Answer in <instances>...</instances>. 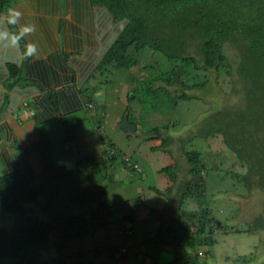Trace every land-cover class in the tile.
Segmentation results:
<instances>
[{"label":"trees","instance_id":"1","mask_svg":"<svg viewBox=\"0 0 264 264\" xmlns=\"http://www.w3.org/2000/svg\"><path fill=\"white\" fill-rule=\"evenodd\" d=\"M15 1L0 0V14H5ZM31 1L37 11L54 13L59 10L61 15H70L73 25L66 41L72 50L97 40L98 29L105 32L111 24L116 35L106 43L108 47L98 64L92 66L93 71L98 67L127 70L135 67L146 52L151 54L152 63L145 65V69H155L152 76L138 82L124 96L126 107L122 116L127 114L129 124L136 125L130 116L131 103L156 110L168 102L171 110L182 103L204 102L209 83L213 82L219 88L222 86L218 83L219 76L225 75L227 81L222 83L228 99L214 100L211 108L192 122L197 130L193 136L202 141L219 139L221 150L235 162L236 168L230 173L237 192L235 197L238 200L253 199V194H259V203L250 214L247 211L233 221H225L216 235L202 175L206 164L201 162V153L185 149L180 140V155L175 163L168 158L171 165L165 164L155 172L164 175L169 185L161 190L148 187L165 203L160 209H151L145 220L153 224L154 244L171 254L166 264H213L210 256L221 246V240L220 243L217 240L219 236L224 239L240 233L253 234V242L264 244V238L256 241V237H264V0ZM13 26L12 30L16 25ZM103 39L106 41L107 35ZM225 45L234 51L229 62L223 53ZM28 63L29 58L24 59V66ZM37 64H33L32 73L46 84L50 81L49 76L53 78L55 73L50 67ZM15 79L14 83L19 86L24 84L20 75ZM77 93L85 109H94V92L89 96L83 88ZM57 96L54 91H47L46 98L55 112L59 109ZM229 98H234L232 103L228 102ZM25 106L33 119L36 114L33 104L27 102ZM101 117L96 118L94 125L100 139L103 138ZM63 125L68 132L66 124ZM152 133L161 132L154 127L141 134L152 140L149 136ZM34 134L36 141L18 151L20 156L28 151L36 153L39 178L31 171H12L5 154L0 161L5 168L0 174V219L9 218V223L0 227V259L10 260L13 264H33L34 261L35 264H96L87 260V252L82 249L89 234L87 220L91 221L99 213L93 212L88 202L98 198L100 190L107 187L105 182L116 171L112 163L120 154L108 143L107 149L111 153L100 150L97 156L88 157L84 162L62 166L55 161L49 143L37 127ZM172 142L170 137L162 136L158 146L149 145L146 149L148 153L157 150L171 157L174 152L168 146ZM14 150L10 154L16 159ZM130 153L123 154L119 166L122 170L133 171L135 165V171L140 175L139 163L133 157L137 152ZM225 198L231 201L234 197L226 195ZM74 208L87 213H76ZM131 222L129 214L126 226ZM50 248L55 249L56 255L42 261L40 253L48 252ZM119 252L121 258L118 261L128 257L125 248ZM107 258L109 262L114 260L110 250ZM238 259H245V256Z\"/></svg>","mask_w":264,"mask_h":264},{"label":"rangeland","instance_id":"2","mask_svg":"<svg viewBox=\"0 0 264 264\" xmlns=\"http://www.w3.org/2000/svg\"><path fill=\"white\" fill-rule=\"evenodd\" d=\"M63 2L64 0H59V3ZM2 14H0V26L3 25L2 21L4 20V15ZM111 28L110 24L105 32L102 28L98 29L99 37L100 35L102 37L107 35L108 39L105 41L106 43H110L112 37L116 35L117 31H112ZM108 40L109 42H107ZM106 47H108L107 44ZM105 48L103 50H105ZM223 53L228 59V62L233 59L234 51L229 46L225 45L223 47ZM150 56L151 54L146 52L135 67L127 70H102L101 67H98L97 69H94L95 71L92 72L90 79L84 83L86 93L90 96L91 93L94 92L93 98H95L93 99L95 103L94 109H84V111H82L85 120L90 121V123L94 126L96 118H99L100 115L102 116L100 118V125L103 138H94L92 146L99 142L104 143L105 147L100 150L111 153V150L107 149V144L111 143L115 151H118L120 154V156L112 163L113 167L116 168V171L110 176L109 180L105 182V184H108L106 187L107 192L114 193L109 196V201L112 202L113 199L119 200L126 199L125 197L134 196L136 188L139 191L143 190L144 181H146L149 185L158 188L163 179L162 176L156 175L155 169L160 168L161 166H166L164 163L165 158V160L169 158L172 161V164L175 163L176 158L180 155L179 147L181 146V140L183 142L182 147L185 149L196 150L198 153H201V162L202 164H206L204 170L202 171V175L206 185L208 207L210 208L214 218L215 224L213 225V229L214 233L217 235L220 233V229L218 228H222V224L225 221H229L230 219L233 221L237 219V216L241 213H246L247 211H249L250 214L251 209L259 203L260 198L259 194H253V199L245 197V199L242 198L238 200L235 197L237 192L233 187L234 182L230 178L231 171L236 168L235 162L231 157H228L223 150H221L219 139L215 138L213 140L202 141L201 139L193 136L196 134L195 132L197 130L196 126L192 125V122L195 121L196 118H199L203 112L206 113L211 108V105L214 104V100H218L217 102H223L228 99L226 96V90L224 89V84L222 83L227 81V78L223 73L219 76L218 83L222 84V86L219 85V88L213 82L209 83V93L206 97H203L204 102L191 101L189 103H182L178 104V106L171 110L168 109V102H165L164 104L166 105H162L156 110L143 109L141 105L131 103L130 116H132L133 121L136 124L135 126L138 129L137 131L140 134H145L147 131H150L155 127L158 128L161 133H152L149 135L152 137V140H147L146 137H148V135L145 136L144 134H141L142 136L140 135L138 137L135 134L123 133L119 130L118 125L120 123L123 110L126 107L124 96L129 94L130 89L137 85L138 82L152 76L151 72L155 71V69H145V65L152 63ZM95 66L96 64H94V67ZM153 67H155V65H153ZM210 79L212 80V78ZM190 93H193L196 96L199 95L197 92L190 91ZM158 100L160 99L157 98V101ZM233 100L234 98H229L228 102L232 103ZM212 107H215V105ZM162 136L170 137L173 140L172 144L169 145L168 148H170L175 155L173 154L171 157H167L157 150L153 153H148L146 149L148 148V145L158 146ZM144 137L146 138L145 140H140V138ZM190 139L193 141L189 142ZM76 145V149L72 148L71 151L66 152H63L60 148H58L57 152L66 154V161L70 160V163L63 162L60 165L71 166L75 161L84 162V160L88 159V157L94 156L92 154V149H87V152L85 153L84 150H81L85 148L84 144ZM134 150L137 153L133 154V157L142 162L145 168L152 169V173L146 180L139 178V184L135 183L136 181L124 184V178L127 177L125 175L122 176V178L117 176L123 172L122 168L119 166L120 161L122 157L124 158V156H122L123 154L131 155L130 152ZM107 155H109V153H107ZM172 157H174V160ZM36 158L37 161H39L37 156ZM180 158L182 159V157ZM55 161L61 162V158L59 156H55ZM180 168L182 169V166H180ZM132 172L133 178L131 180H134L138 177V174L136 171ZM126 175L130 177L132 176L129 174ZM98 176L99 174L97 173L96 177ZM90 177H92V175H90ZM94 187L95 185L92 188ZM99 190L100 187L97 191ZM226 195H229L230 198L232 196L234 197L231 200V205L228 204L231 201L225 198ZM239 196L243 197L242 195H237V197ZM95 199L99 202V198ZM93 201L95 200L93 199ZM40 202H42L41 199ZM126 205H128V207L124 205L125 209L126 211H129L131 203L128 202ZM88 206L90 207L89 203ZM96 207L97 208H95L94 211L99 210L98 215H102L108 220H106L103 225L98 226V216H93L91 221L90 219L87 220L86 227L89 234L84 239V246L82 248L84 252H87V260L96 264H128L125 259L118 261L121 258V254L119 252L120 249L125 248L126 242L127 247L128 240L131 239L130 236H126L124 234L125 224L122 222V219H120L122 216L121 212L123 203H116L107 208L102 202H99ZM74 212L87 213L85 210L83 211L82 209L77 208H74ZM8 223V216L0 219V227H4ZM131 227V231L132 233L134 232L135 236L140 232V230H143L144 228L151 229L153 226L148 223V225H145L144 228L141 229L138 223H133ZM229 236H225L224 239L223 236H219L220 238H217L219 243L221 240V246L218 248V244V252L213 251L211 253L212 255L210 256V259L211 262L213 261V264H264V244L261 242H259V244H257V242H253V234L240 233L232 235L230 238ZM263 238L264 237L259 238L258 236L256 237V241L263 240ZM109 250L112 252L113 259L115 261L112 260V262H109V257L107 258V251L109 253ZM40 255L42 261H48L56 255V251L54 248H50L48 252L40 253ZM128 255L129 253L127 256ZM225 256L227 259L224 258ZM244 256L245 259L236 260V258ZM35 263L36 262L34 261L33 264ZM0 264H13V262L6 259H0ZM22 264H24V262H22Z\"/></svg>","mask_w":264,"mask_h":264},{"label":"crops","instance_id":"3","mask_svg":"<svg viewBox=\"0 0 264 264\" xmlns=\"http://www.w3.org/2000/svg\"><path fill=\"white\" fill-rule=\"evenodd\" d=\"M31 2V0H17L15 4L9 7V9H16L21 12V24L32 23L36 27L34 34H26L21 38L19 49L16 45L11 44L7 35H3L6 32H13L14 29L15 32H18L19 25H16L12 30L11 25L4 18L3 25L0 26V48L5 45L9 48L7 52H0V161L5 154L7 155L6 163L12 171L19 170L22 173L31 171L33 175L39 178L40 168L36 153L28 151L23 156L19 155V151H23L36 141L35 127L40 130L49 143L51 154L61 158V162H57L58 164L67 162V155L57 152L58 148L66 152L71 151L72 148L76 149V144H84L86 150L85 148L81 149L84 150V153L87 152V149H92V154L97 156L100 149L105 147L101 142L92 146L94 138L100 139V136L94 130V126L90 121L85 120L82 114L85 108L81 104L77 92L83 89L84 83L90 79L93 72L92 66L103 55L106 42L102 36L98 37L97 35V40H91L87 45H81L72 50L68 41H66L68 30L73 25L70 15H61L59 10L54 11V13H51L50 10L49 12H40L37 11L36 5H32ZM56 2H59V0H56ZM8 10L5 14H2L4 17L7 15ZM29 41L36 45L37 53L30 57L29 63L24 66V60L17 61L15 52L17 50L24 51L25 44ZM62 53L65 55H62ZM36 63H38L37 65L43 64L50 67V71L55 73L53 78L49 76L50 81L46 84H42L38 76L32 73V66ZM19 75L22 82H24L20 86L14 83L15 78ZM57 78H59L58 81L53 82ZM50 90L58 95V112L52 110L50 102L46 98L47 91ZM27 102L32 103L35 108L36 114L33 119H31L30 111L26 109ZM63 123L66 124L69 133L66 132ZM13 150L18 156L16 159L10 154ZM165 159L164 163L171 165V162ZM137 162L141 174L136 179L131 180L133 172L130 173L132 175L130 177L124 173V170L117 175L119 178L124 175L127 177L124 178V184L135 181L139 184V178L146 180L151 175L152 169L145 168L142 162L138 160ZM68 163H70V160ZM0 166L2 173L5 168L2 167L1 162ZM157 169L159 168H156L155 172ZM156 175L162 176L163 179L158 188L144 181L143 190L139 191L136 188L132 197H125L122 193L126 199H113L110 202L109 196L114 193H108L106 188H102L98 197L99 202H102L107 208L116 203H123L120 219L125 224L124 234L131 237L128 240L127 247V242L125 243V253H129V255L123 258L128 264H166L171 259V254L167 250L157 247L152 241L153 227L151 229L144 228L148 223L152 224L145 220L148 212L151 209H160L165 203L162 197L155 195L148 188L153 187L161 190L169 185L164 175ZM94 200L96 201V199ZM95 201L90 200L88 202L92 211L97 208L96 205L99 203ZM128 202L131 203V210L126 211L125 206L128 207L126 205ZM129 214L132 222L126 226L125 221ZM96 215L99 217L97 226L103 225L108 220L102 215ZM133 223H138L141 229L144 228L135 235L136 237L134 232L131 231Z\"/></svg>","mask_w":264,"mask_h":264},{"label":"clouds","instance_id":"4","mask_svg":"<svg viewBox=\"0 0 264 264\" xmlns=\"http://www.w3.org/2000/svg\"><path fill=\"white\" fill-rule=\"evenodd\" d=\"M3 18H5L7 20V23L9 25H19V31L18 32H6L3 34V35L8 36L11 44L16 45L17 49H19V42H20L22 37H24L26 34H28V35L34 34L36 31V27L34 24H32V23L21 24L20 23V20L22 19V14L19 10L10 8L8 10L7 15ZM8 49H9L8 46L5 45L4 47L0 48V52H7ZM36 53H37L36 45L29 41L28 43L25 44L24 51L21 52V51L17 50L15 52V57H16L17 61H22L24 59L33 57ZM122 159H124V158L122 157ZM132 168L134 169L133 171L136 170L135 165ZM130 171H132V170L131 169L130 170L125 169L124 173L130 175V173H131Z\"/></svg>","mask_w":264,"mask_h":264},{"label":"water","instance_id":"5","mask_svg":"<svg viewBox=\"0 0 264 264\" xmlns=\"http://www.w3.org/2000/svg\"><path fill=\"white\" fill-rule=\"evenodd\" d=\"M118 128L121 132L123 133H131V134H135L136 136H140L141 134L137 131L136 126L129 124L128 120H127V114H124L121 118V121L118 125ZM157 134V133H156Z\"/></svg>","mask_w":264,"mask_h":264}]
</instances>
